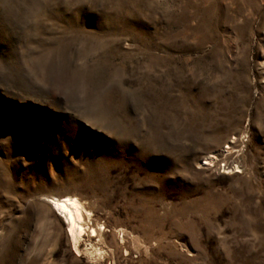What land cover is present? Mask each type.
I'll return each instance as SVG.
<instances>
[{"label": "rangeland", "instance_id": "1", "mask_svg": "<svg viewBox=\"0 0 264 264\" xmlns=\"http://www.w3.org/2000/svg\"><path fill=\"white\" fill-rule=\"evenodd\" d=\"M0 264H264V0H0Z\"/></svg>", "mask_w": 264, "mask_h": 264}, {"label": "bare ground", "instance_id": "2", "mask_svg": "<svg viewBox=\"0 0 264 264\" xmlns=\"http://www.w3.org/2000/svg\"><path fill=\"white\" fill-rule=\"evenodd\" d=\"M208 158H213L209 156ZM48 203L51 205L52 210L55 212L57 211L58 216L63 217L66 222V226L68 228V237L72 243V249L76 255L78 252L76 246L86 234V224L85 222V215L89 217L90 213L82 206L80 201L76 197H69L65 196L62 198H50L48 199ZM89 230L88 237L94 238L97 237V231L92 227H87Z\"/></svg>", "mask_w": 264, "mask_h": 264}, {"label": "built area", "instance_id": "3", "mask_svg": "<svg viewBox=\"0 0 264 264\" xmlns=\"http://www.w3.org/2000/svg\"><path fill=\"white\" fill-rule=\"evenodd\" d=\"M220 169H224V170H225V169H226V166L222 164V165L220 166Z\"/></svg>", "mask_w": 264, "mask_h": 264}]
</instances>
